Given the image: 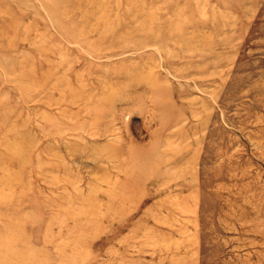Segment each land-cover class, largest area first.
I'll return each instance as SVG.
<instances>
[{
  "label": "rangeland",
  "instance_id": "obj_1",
  "mask_svg": "<svg viewBox=\"0 0 264 264\" xmlns=\"http://www.w3.org/2000/svg\"><path fill=\"white\" fill-rule=\"evenodd\" d=\"M0 264H264V0H0Z\"/></svg>",
  "mask_w": 264,
  "mask_h": 264
},
{
  "label": "bare ground",
  "instance_id": "obj_2",
  "mask_svg": "<svg viewBox=\"0 0 264 264\" xmlns=\"http://www.w3.org/2000/svg\"><path fill=\"white\" fill-rule=\"evenodd\" d=\"M146 80L151 85H154L155 84L154 81H152V80H149L147 78H146ZM110 95H111V97H110ZM110 95L103 96V100L104 101H110V102H112V100L115 99V97L113 98V95L114 94H110ZM99 113H101V112L98 109V112L95 115L97 116ZM109 148H104V150L102 149V157L105 159V161H107V162H116L117 165H118L119 164V161H121L120 159H117V156H116V151L118 150L119 147H117V148L109 147ZM105 149H108L109 151L108 150H105ZM140 154H141V152H140ZM128 155H129L128 157L134 158V161H130L128 164H127V159L125 161H123V162L121 161V163L123 165H119L118 167L116 166L117 171H119L118 175H126V173H127L128 170L131 171V166L133 164H136L133 168L137 169L138 168V165H140L142 163V161L138 160L137 157H136V150L134 152H130ZM129 164H130V167H129ZM106 181L108 182L109 179H107ZM114 188H116V186Z\"/></svg>",
  "mask_w": 264,
  "mask_h": 264
}]
</instances>
